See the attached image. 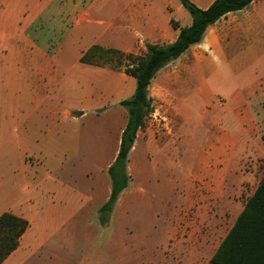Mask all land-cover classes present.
I'll use <instances>...</instances> for the list:
<instances>
[{"label": "rangeland", "instance_id": "obj_1", "mask_svg": "<svg viewBox=\"0 0 264 264\" xmlns=\"http://www.w3.org/2000/svg\"><path fill=\"white\" fill-rule=\"evenodd\" d=\"M127 1L51 0L45 22L36 23V66L47 72L44 79L40 78L46 83L40 85L36 101L41 97L53 107L77 102L75 106L85 114L66 127L65 140L53 137V129L47 139L51 179L45 180L44 197L38 202L54 199L50 205L55 209L52 220L45 223L41 246L23 264H207L215 243L236 213V205L221 207L220 200L213 196L208 197L207 205L191 202L190 211L185 208L190 195V168L215 128L209 114L203 112L199 83L197 94L191 87L190 93L180 91L185 81L174 71H182L186 57L169 64L163 70L165 74L157 73L151 80L152 111L128 153V186L111 210L101 209L109 196L107 168L115 158L127 116L119 100L132 93L135 80L124 73L122 65L112 66L117 59H108L107 53L89 57L104 63L101 65L75 62L92 44L130 51L115 45L120 38L114 29H108L113 21L107 19L111 14L108 7L120 11ZM169 2L179 4V0ZM174 14L182 22L188 12L183 8ZM143 50L140 46L130 52L140 54ZM108 81L116 88L114 93L108 90ZM49 117L36 112V120ZM258 121L263 135L264 115ZM157 147L177 152L172 158L158 152L148 156ZM10 152L9 144L0 145L3 200L11 198L17 173ZM240 160L236 158L233 166H239ZM241 165L250 172L244 181L246 186L234 195L229 193L244 199L264 173V161L244 158ZM82 198L89 200L82 203ZM186 212H190V221ZM189 230L194 245L186 249L179 241ZM202 235L207 243L204 248L198 246Z\"/></svg>", "mask_w": 264, "mask_h": 264}, {"label": "crops", "instance_id": "obj_2", "mask_svg": "<svg viewBox=\"0 0 264 264\" xmlns=\"http://www.w3.org/2000/svg\"><path fill=\"white\" fill-rule=\"evenodd\" d=\"M190 1L206 8L213 0ZM50 3L51 0H0V145L9 144L17 172L11 198L3 200L0 197V215L10 212L28 221L17 246L0 264H23L41 246L42 237L46 234L45 223L52 220L55 209L50 205V202H55L52 197L50 201L38 202L44 197L42 186L45 180L51 179V168L46 162L47 139L53 129V137L65 140L66 127L80 121L85 114L75 106L77 102L53 107L46 105L41 97L36 101L40 85L46 83L40 78L44 79L47 72L36 66L35 29L36 23L45 22L44 16L50 13ZM183 8L180 2L173 5L169 0H129L120 11L107 8V13L111 12L107 19L113 21L108 29H114L120 38L119 44L115 45L128 47L124 49L130 51L140 46L145 50L146 44H166L177 37L179 28L171 24V19L178 26L191 23V16L185 8L188 14H185L184 20L181 22L175 18L174 11H182ZM130 51L124 53H134ZM84 52L76 64H82L80 58ZM183 57H186V64L182 71H174L176 77L182 74L181 78L185 81L180 91L190 93L191 87L192 92L197 94L195 87L199 83L197 87L203 94L200 98L205 105L203 112L209 114L210 121L215 125L190 168V195L185 208L190 211L191 202L207 205L206 200L210 196L218 198L221 207L236 205L231 224L215 243L212 255L264 174L244 199L229 193L231 191L234 195L236 190L246 186L244 181L249 178L250 172L241 165L244 158L264 161V140L258 128V119L264 115V0H253L239 10L222 15L207 26L198 43L190 45L177 58L167 62L155 75L164 73L166 66ZM107 88L111 93L116 89L112 81H108ZM121 107L126 110L123 105ZM36 112L41 116L47 113L51 117L36 120ZM69 112L73 114L69 116ZM189 139L188 128L187 141ZM155 152L172 158L177 150L167 151L157 147L146 155L152 157ZM237 156L241 159L240 165L234 167ZM128 175L130 177L131 173ZM82 200L84 203L89 198ZM179 214L181 211L178 217ZM186 215L190 221V212ZM185 234H181L184 241L179 242L190 249V245H194L190 243V230ZM202 238L198 246L204 248L207 246L206 237L202 235Z\"/></svg>", "mask_w": 264, "mask_h": 264}, {"label": "trees", "instance_id": "obj_3", "mask_svg": "<svg viewBox=\"0 0 264 264\" xmlns=\"http://www.w3.org/2000/svg\"><path fill=\"white\" fill-rule=\"evenodd\" d=\"M253 0H213L206 8H200L190 0H179L189 12L191 23L178 26L171 19V24L179 28L177 37L166 44H146L140 54L124 53L113 48H104L93 44L81 56L80 61L89 64H104L92 60L91 56L110 54L108 59L115 57L112 66H123V71L135 79L132 95L120 101L127 110V119L121 131L117 153L108 166L110 192L102 210H111L119 194L128 185L129 175L126 164L128 153L134 143L138 129L152 111L148 86L158 69L167 62L177 58L190 45L198 43L207 26L222 15L239 10ZM264 140V134L262 135ZM28 226V221L10 212L0 215V263L17 246L19 236ZM264 174L254 191L247 197L226 236L211 255L208 264H264Z\"/></svg>", "mask_w": 264, "mask_h": 264}]
</instances>
